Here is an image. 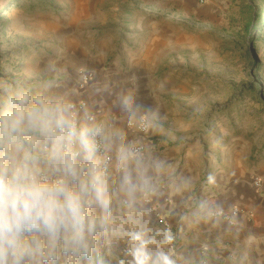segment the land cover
Segmentation results:
<instances>
[{
    "label": "rangeland",
    "instance_id": "374dc122",
    "mask_svg": "<svg viewBox=\"0 0 264 264\" xmlns=\"http://www.w3.org/2000/svg\"><path fill=\"white\" fill-rule=\"evenodd\" d=\"M179 1L0 0V89L52 79L68 34L107 66L143 70L122 90L149 98L167 135L184 124L180 140L214 164L238 156L264 182V0H233L214 22L177 12Z\"/></svg>",
    "mask_w": 264,
    "mask_h": 264
},
{
    "label": "clouds",
    "instance_id": "9594fccd",
    "mask_svg": "<svg viewBox=\"0 0 264 264\" xmlns=\"http://www.w3.org/2000/svg\"><path fill=\"white\" fill-rule=\"evenodd\" d=\"M53 87L0 89V264H90L98 243L110 257L123 245L117 264H179L175 236L151 227L146 204L162 178L173 195L190 181L124 142L75 90ZM118 104L130 127L155 128L130 97Z\"/></svg>",
    "mask_w": 264,
    "mask_h": 264
},
{
    "label": "crops",
    "instance_id": "0c3cea01",
    "mask_svg": "<svg viewBox=\"0 0 264 264\" xmlns=\"http://www.w3.org/2000/svg\"><path fill=\"white\" fill-rule=\"evenodd\" d=\"M232 1L183 0L175 10L195 20L214 22L225 7L232 5ZM64 37L68 49L58 68L49 65L54 79L46 82H54L53 91L75 90L77 104L88 107L98 119H106L113 129L119 130L124 142L142 145L143 153L165 161L175 176L190 181L187 190L173 195L168 186L170 181L162 178L159 193L150 197L146 204L151 227L169 228L175 236L174 248L181 257L179 264H195L201 260L206 264H264V189L256 190L251 183L257 174L249 177L238 156L224 157L214 164L202 144L180 140L185 131L184 124L176 128L177 134L167 135L156 123L161 112L150 113L149 98L146 100L122 90L128 84H142L143 70L133 68L130 75L131 71L126 72L117 64L107 66L73 46L68 34ZM82 73L92 76L85 86L80 80ZM121 96L130 97L140 115L155 116V128H151L149 136L139 135L128 128L118 104ZM235 207L242 210L236 219L214 216L217 212L230 213ZM209 211L213 213L211 217ZM123 258V245H118L115 256L110 257L98 243L90 264H103V261L117 264V259ZM82 264L88 262L82 261Z\"/></svg>",
    "mask_w": 264,
    "mask_h": 264
},
{
    "label": "built area",
    "instance_id": "2783aa9c",
    "mask_svg": "<svg viewBox=\"0 0 264 264\" xmlns=\"http://www.w3.org/2000/svg\"><path fill=\"white\" fill-rule=\"evenodd\" d=\"M92 79V76L86 73H82L80 80H81V84L82 86L87 85ZM128 128L134 132H136L139 135L142 136H149L151 134V128H148L147 130L141 129L138 126H129ZM136 147L138 149H140L142 152L144 151V147L142 145H136ZM251 183L252 186L256 189V190H262L264 189V182L262 180V178L259 175H254L253 178L251 179ZM241 208L235 207L233 208V210L230 213H222V212H217L216 214H214V216H221L227 219H236L240 214H241ZM166 227H168V225L166 224ZM195 264H206V261L201 260L198 263Z\"/></svg>",
    "mask_w": 264,
    "mask_h": 264
},
{
    "label": "trees",
    "instance_id": "16d2710c",
    "mask_svg": "<svg viewBox=\"0 0 264 264\" xmlns=\"http://www.w3.org/2000/svg\"><path fill=\"white\" fill-rule=\"evenodd\" d=\"M257 22H260V19H258ZM251 31V29H248L247 33L251 34Z\"/></svg>",
    "mask_w": 264,
    "mask_h": 264
}]
</instances>
